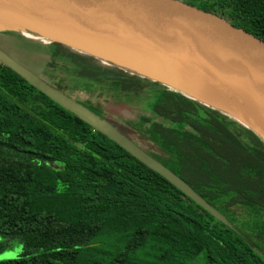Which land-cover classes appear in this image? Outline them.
<instances>
[{
    "label": "trees",
    "instance_id": "16d2710c",
    "mask_svg": "<svg viewBox=\"0 0 264 264\" xmlns=\"http://www.w3.org/2000/svg\"><path fill=\"white\" fill-rule=\"evenodd\" d=\"M187 3L264 40V0ZM42 68L54 88L87 95L81 104L177 174L232 227L38 89V105H30L22 77L2 64L0 235L19 240L24 251L0 264H264V134L61 43H50ZM109 101L124 109L109 117Z\"/></svg>",
    "mask_w": 264,
    "mask_h": 264
},
{
    "label": "water",
    "instance_id": "95a60500",
    "mask_svg": "<svg viewBox=\"0 0 264 264\" xmlns=\"http://www.w3.org/2000/svg\"><path fill=\"white\" fill-rule=\"evenodd\" d=\"M0 21L169 87L177 80L234 90L264 111V40L182 0H0ZM0 61L232 227L188 183L107 120L2 51Z\"/></svg>",
    "mask_w": 264,
    "mask_h": 264
},
{
    "label": "rangeland",
    "instance_id": "374dc122",
    "mask_svg": "<svg viewBox=\"0 0 264 264\" xmlns=\"http://www.w3.org/2000/svg\"><path fill=\"white\" fill-rule=\"evenodd\" d=\"M182 1L187 2V0H182ZM0 51L6 53L8 56L13 57L16 61L20 62L23 66L33 71L35 74L40 76L46 82L48 81L47 76L49 73L48 74L44 73L46 70L45 68L42 67L44 64H47V62L50 61L49 41L42 40L38 37H33V35L28 32L25 35H23L22 32L17 31L15 28H10L0 23ZM7 52L12 54L13 56L8 54ZM1 67L2 64L0 63V68ZM20 82L18 83L20 87L26 92L25 93L26 96L27 95L30 96V97L27 96L29 104L32 105L33 107L38 105L37 99L40 93L37 90V88H35L24 78H22ZM75 92L77 93H72L71 91H68L67 93L66 92L63 93L69 98L76 100L79 103H82V99L88 100L89 97L87 95L84 96L78 90H76ZM106 109L109 112V117H112V115L121 112V110L124 108H122V106L116 104L113 101H109L106 104ZM243 117L247 119L250 123L253 124L255 123L257 125L254 118H251L246 114L245 115L243 114ZM110 123L112 124V122ZM3 241H5V239L0 235V243ZM5 242L8 245L4 250L0 252V261L16 258L24 251V246L19 240H12Z\"/></svg>",
    "mask_w": 264,
    "mask_h": 264
},
{
    "label": "bare ground",
    "instance_id": "6f19581e",
    "mask_svg": "<svg viewBox=\"0 0 264 264\" xmlns=\"http://www.w3.org/2000/svg\"><path fill=\"white\" fill-rule=\"evenodd\" d=\"M170 86L188 96L198 98L208 105L219 108L245 123L247 122L264 134V111L245 95L224 87L205 85L192 81L176 80L172 81ZM243 114L254 118L257 125L250 123L243 117Z\"/></svg>",
    "mask_w": 264,
    "mask_h": 264
},
{
    "label": "flooded vegetation",
    "instance_id": "af4514ba",
    "mask_svg": "<svg viewBox=\"0 0 264 264\" xmlns=\"http://www.w3.org/2000/svg\"><path fill=\"white\" fill-rule=\"evenodd\" d=\"M7 53H8V52H7ZM8 54H10V53H8ZM10 55H12V54H10ZM12 56H13V55H12ZM10 57H11V56H10ZM12 58H13V57H12ZM0 63L3 64L1 61H0Z\"/></svg>",
    "mask_w": 264,
    "mask_h": 264
}]
</instances>
